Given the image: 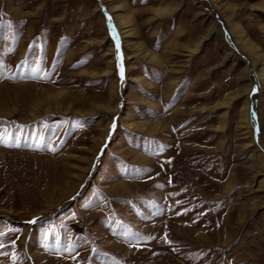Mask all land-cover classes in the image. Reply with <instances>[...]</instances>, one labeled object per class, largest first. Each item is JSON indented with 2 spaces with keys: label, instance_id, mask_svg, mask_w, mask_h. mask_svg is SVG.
<instances>
[{
  "label": "rangeland",
  "instance_id": "rangeland-1",
  "mask_svg": "<svg viewBox=\"0 0 264 264\" xmlns=\"http://www.w3.org/2000/svg\"><path fill=\"white\" fill-rule=\"evenodd\" d=\"M0 136V264H264V0H0Z\"/></svg>",
  "mask_w": 264,
  "mask_h": 264
},
{
  "label": "snow or ice",
  "instance_id": "snow-or-ice-1",
  "mask_svg": "<svg viewBox=\"0 0 264 264\" xmlns=\"http://www.w3.org/2000/svg\"><path fill=\"white\" fill-rule=\"evenodd\" d=\"M121 76H123V70L121 69ZM4 141V137L0 136V143H2ZM33 223H35V221H33Z\"/></svg>",
  "mask_w": 264,
  "mask_h": 264
},
{
  "label": "bare ground",
  "instance_id": "bare-ground-1",
  "mask_svg": "<svg viewBox=\"0 0 264 264\" xmlns=\"http://www.w3.org/2000/svg\"><path fill=\"white\" fill-rule=\"evenodd\" d=\"M117 9H115V11H116ZM159 14L161 15V14H163L162 12H159ZM62 197H64V196H62Z\"/></svg>",
  "mask_w": 264,
  "mask_h": 264
}]
</instances>
